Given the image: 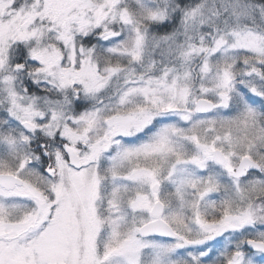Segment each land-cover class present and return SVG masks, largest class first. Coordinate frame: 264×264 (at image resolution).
<instances>
[{
	"label": "snow or ice",
	"instance_id": "1",
	"mask_svg": "<svg viewBox=\"0 0 264 264\" xmlns=\"http://www.w3.org/2000/svg\"><path fill=\"white\" fill-rule=\"evenodd\" d=\"M0 264H264V0H0Z\"/></svg>",
	"mask_w": 264,
	"mask_h": 264
}]
</instances>
